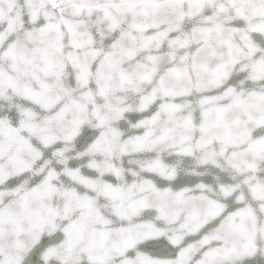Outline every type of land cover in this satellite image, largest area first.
<instances>
[{
    "label": "snow or ice",
    "instance_id": "snow-or-ice-1",
    "mask_svg": "<svg viewBox=\"0 0 264 264\" xmlns=\"http://www.w3.org/2000/svg\"><path fill=\"white\" fill-rule=\"evenodd\" d=\"M0 264H264V0H0Z\"/></svg>",
    "mask_w": 264,
    "mask_h": 264
}]
</instances>
